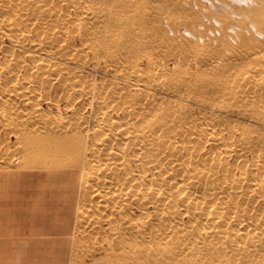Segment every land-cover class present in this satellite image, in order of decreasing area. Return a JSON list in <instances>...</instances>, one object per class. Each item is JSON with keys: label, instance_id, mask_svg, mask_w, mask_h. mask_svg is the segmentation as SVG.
Returning a JSON list of instances; mask_svg holds the SVG:
<instances>
[{"label": "bare ground", "instance_id": "1", "mask_svg": "<svg viewBox=\"0 0 264 264\" xmlns=\"http://www.w3.org/2000/svg\"><path fill=\"white\" fill-rule=\"evenodd\" d=\"M6 1L0 264H64L86 233L102 264H264V39L242 32L264 0L228 57L168 37L174 0Z\"/></svg>", "mask_w": 264, "mask_h": 264}, {"label": "rangeland", "instance_id": "2", "mask_svg": "<svg viewBox=\"0 0 264 264\" xmlns=\"http://www.w3.org/2000/svg\"><path fill=\"white\" fill-rule=\"evenodd\" d=\"M21 3L22 8L25 4V9L27 14H36L37 5H42L41 0H17ZM48 6V0H44ZM52 3H56L58 0H50ZM150 4L155 5V1L148 0ZM179 6H167L159 3L158 8L162 12V22L161 27L164 29L169 38L174 37L173 32L178 35L185 37L190 45L184 44L183 49L197 48L199 51L204 53L205 49H211L215 52L213 55L220 56H232V51L238 46H241L242 40L240 37L234 35V30H239V22L244 19L249 23V18L238 16L233 14V11L248 9L252 10L253 7L257 6L260 0H174ZM209 1H213L215 6L211 5ZM262 1V0H261ZM260 1V2H261ZM41 2V4H40ZM221 2L226 3V5ZM158 3V2H157ZM6 0H0V12L2 7L7 5ZM9 10L13 13L12 8H17L18 4L13 6V4H8ZM259 5V4H258ZM64 7V5H62ZM230 7V8H229ZM251 17L250 15H248ZM191 18V19H188ZM215 18H218L217 21ZM249 25V24H248ZM186 29H190L191 35L186 33ZM33 29L31 28V31ZM249 30V31H248ZM242 30L246 36V42L249 44L257 45V42L263 40L264 36L260 32H254L253 28H248ZM188 31V30H187ZM251 31V32H250ZM182 41V40H181ZM209 47V48H207ZM19 49L17 47H12L10 42L5 36L0 37V56L18 55ZM71 67L69 64H66ZM62 66V64H61ZM108 73V71H107ZM14 224V228H19L21 231L30 227L29 224ZM26 232V231H25ZM28 233V232H26ZM25 234V233H24ZM89 233L84 234L83 238L80 239L79 244L72 243L67 249L66 259L64 264H102L101 260L104 254L101 249L102 235H97L96 238H91ZM26 235V234H25ZM89 236V238H88ZM100 238H99V237ZM87 238V241H86ZM85 239V240H84ZM90 240V241H89ZM94 242H93V241ZM89 243V244H88ZM91 243V244H90ZM94 246H93V245ZM85 245V246H84ZM92 245V246H91ZM72 246V247H71ZM97 246V247H96ZM93 247V248H91ZM71 248V249H70ZM95 248V249H94ZM99 249V250H98ZM16 254L17 251H15ZM102 252V253H101ZM100 257H102L100 259ZM104 259V258H103ZM59 263L62 260H58ZM79 262V263H78Z\"/></svg>", "mask_w": 264, "mask_h": 264}]
</instances>
